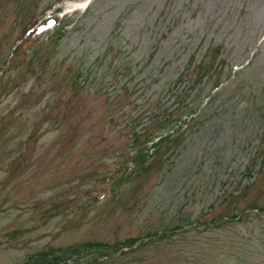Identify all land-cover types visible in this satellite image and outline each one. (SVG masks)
Segmentation results:
<instances>
[{
  "label": "rangeland",
  "instance_id": "1",
  "mask_svg": "<svg viewBox=\"0 0 264 264\" xmlns=\"http://www.w3.org/2000/svg\"><path fill=\"white\" fill-rule=\"evenodd\" d=\"M226 258L264 264V0H0V264Z\"/></svg>",
  "mask_w": 264,
  "mask_h": 264
},
{
  "label": "trees",
  "instance_id": "2",
  "mask_svg": "<svg viewBox=\"0 0 264 264\" xmlns=\"http://www.w3.org/2000/svg\"><path fill=\"white\" fill-rule=\"evenodd\" d=\"M56 33H58V32H56ZM190 102L193 103V100L191 99ZM181 111H185V112L184 113L181 112L179 121L188 122L190 120V118H186L185 116L194 111V110H192L191 105H188V104L181 105ZM181 117H183V118H181ZM180 134L182 135V131H180V133L178 131H175V132L167 131V133H165V135L158 136V138L154 142L152 141V139L154 137H146L147 134H144V132H141L139 134H134V138L133 139L138 138L139 140H144L145 142L150 141L151 145L153 146V152H150L149 154H145V155H140V152H139L138 156H136L135 159L132 160V164H133V167H134L133 172L135 173V170H138V168H139V166L137 167L138 164L139 165L140 164L143 165L146 162V160L148 159V157L150 155H152L151 153L154 154V151L156 150L155 148L161 147V146H165L166 149H168L169 146L170 147L173 146V145L177 146L179 144V141H180V137H181ZM140 156H142V157L140 158ZM243 215H244L243 213L238 211V212H235V213H232V214H229V215L227 214V215H224V216H219L217 219L215 218V220H213L211 225H208V224H203L202 225V224H200V226L202 225V227L200 228L199 226H197L199 228L196 227L195 231L197 233H206L209 229H212V228H215V227H219V226H223V225L229 223L230 221H233V220L239 221L242 218ZM176 227L179 228V231H177L179 234L188 232L186 230L190 228V227L182 228V226H176ZM176 227L174 229H178ZM151 231L152 230H147L146 231L147 233L143 234L139 238V244H137L136 247H141V246H144V245L149 244V243H161V242L167 240L168 238L172 237V235H176V234H173L175 230L166 231V229H162V230H159V231H155L153 233H151ZM132 240H133V238L127 239V241L123 245L126 244L127 246L130 247L131 246L130 242ZM134 242H135V240H133L132 243H134ZM95 249L98 250L97 253L100 256H107V257L110 256V255H108V254H110V251H104V249H101V248H95ZM129 249H131V248H129ZM114 251L115 250L111 251V253L114 252ZM75 252L78 253L79 251L70 252L69 255H68V258L69 257L72 258L73 257L72 253H75ZM236 258H238V256H236ZM226 259H227L226 262H225L226 264H236V263H231L230 261H228L229 258H226ZM56 261H57V259H56Z\"/></svg>",
  "mask_w": 264,
  "mask_h": 264
}]
</instances>
